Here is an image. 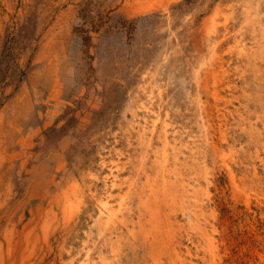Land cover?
<instances>
[{
  "label": "rangeland",
  "instance_id": "rangeland-1",
  "mask_svg": "<svg viewBox=\"0 0 264 264\" xmlns=\"http://www.w3.org/2000/svg\"><path fill=\"white\" fill-rule=\"evenodd\" d=\"M263 58L264 0H0V264H156L164 126L160 236L187 264L213 259L205 233L216 264H264Z\"/></svg>",
  "mask_w": 264,
  "mask_h": 264
},
{
  "label": "bare ground",
  "instance_id": "bare-ground-1",
  "mask_svg": "<svg viewBox=\"0 0 264 264\" xmlns=\"http://www.w3.org/2000/svg\"><path fill=\"white\" fill-rule=\"evenodd\" d=\"M246 8V7H245ZM215 17V16H214ZM215 22V21H214ZM216 23V22H215ZM207 25V24H206ZM212 26V25H211ZM214 27H215V25H214ZM209 28V27H208ZM213 28V27H212ZM207 31V30H206ZM212 33V32H211ZM209 34V33H208ZM209 35H211V34H209ZM208 40V39H207ZM213 40V39H212ZM239 41V40H238ZM209 43V42H208ZM211 43V42H210ZM212 44V43H211ZM218 44V43H217ZM209 45V44H208ZM215 46V45H214ZM217 46V45H216ZM237 46V45H236ZM235 46V47H236ZM210 48V47H209ZM233 49V48H232ZM240 50H241V47H240ZM249 50V49H248ZM211 51V50H210ZM214 51V50H213ZM237 51V50H236ZM245 51V50H244ZM232 52V51H231ZM241 52V51H240ZM214 53V52H213ZM247 55H249V54H247ZM252 55H255V54H252ZM199 56V55H198ZM211 56H213V55H211ZM210 58V57H209ZM222 58V57H221ZM261 58V56L259 57V59ZM215 59V58H214ZM264 59V58H263ZM263 59H262V61H263ZM207 60H208V58H207ZM223 60V59H222ZM206 61V60H205ZM211 61V60H210ZM214 61V60H213ZM217 61V60H216ZM215 62V61H214ZM213 62V63H214ZM218 62H220V60L218 61ZM252 63V62H251ZM222 64V63H221ZM222 68V67H221ZM256 68V67H255ZM257 69V68H256ZM255 69V70H256ZM215 70H216V68H215ZM237 70V69H236ZM260 70V69H259ZM203 72V71H202ZM205 72V71H204ZM208 72H210V71H208ZM225 72V71H224ZM260 71H258V73H259ZM257 73V74H258ZM205 75H206V73H204ZM199 75V74H198ZM218 76V75H217ZM202 78V77H201ZM209 78V77H208ZM207 78V79H208ZM197 79V78H196ZM206 79V80H207ZM215 79V78H214ZM218 79H219V77H218ZM217 79V80H218ZM196 81V80H195ZM203 81V80H202ZM213 81V80H212ZM212 81H210V83L212 82ZM223 82V81H222ZM195 83V82H194ZM215 83V82H214ZM214 83H212V84H214ZM154 84V83H153ZM209 84V83H208ZM159 85V84H158ZM197 85V84H196ZM203 85V84H202ZM217 85V84H216ZM210 86V85H209ZM188 87V86H187ZM214 87H218V86H214ZM225 87V86H224ZM157 88V87H156ZM163 88V87H162ZM207 88V87H206ZM205 89V88H204ZM208 89V88H207ZM203 90V89H202ZM155 91V90H154ZM209 91V90H208ZM196 92H197V90H196ZM200 92V91H199ZM203 92V91H202ZM156 93V92H155ZM204 93H205V91H204ZM207 93V92H206ZM209 93V92H208ZM217 93V92H216ZM261 93V92H260ZM158 94V93H157ZM212 94V93H211ZM248 94V93H247ZM198 95V94H197ZM217 95V94H216ZM190 96H191V94H190ZM189 96V97H190ZM206 96V95H205ZM211 96V95H210ZM152 97V96H151ZM194 97V96H193ZM199 97V96H198ZM214 97V96H213ZM150 98V97H149ZM148 98V99H149ZM167 98V97H166ZM196 98V97H195ZM212 98V97H211ZM224 98V97H223ZM215 99H217V98H215ZM150 100V99H149ZM193 100V99H192ZM191 100V101H192ZM196 100V99H195ZM227 100H229V99H227ZM233 100V99H232ZM200 101V100H199ZM207 101V100H206ZM218 101V100H217ZM194 102V101H193ZM198 102V101H197ZM221 102V101H220ZM196 103V102H195ZM228 103H229V101H228ZM148 104H149V102H148ZM201 104V103H200ZM195 105V104H194ZM196 106V105H195ZM198 106H200L199 104H198ZM202 107H203V105H202ZM205 107V106H204ZM208 107V106H207ZM150 108H152V107H150ZM213 108V107H212ZM217 108V107H216ZM221 108V107H220ZM197 109H198V107H197ZM222 109V108H221ZM161 110V109H160ZM199 110H201V109H199ZM218 110V109H217ZM224 110V109H223ZM228 110V109H227ZM152 111H154V110H152ZM205 111V110H204ZM221 111V110H220ZM229 111V110H228ZM167 112V111H166ZM153 113V112H152ZM198 113V112H197ZM229 113V112H228ZM219 114V113H218ZM222 114V113H221ZM203 115V114H202ZM210 115H212V114H210ZM212 116H214V115H212ZM224 116V115H223ZM227 116V115H226ZM239 116V115H238ZM203 117V116H202ZM210 117V116H209ZM208 117V118H209ZM169 118V117H168ZM243 118V117H242ZM154 119H156V118H154ZM164 119V118H163ZM160 120V119H159ZM202 120V119H201ZM211 120V119H210ZM142 121V120H141ZM156 121H158V120H156ZM156 121H155V123H156ZM144 122V121H143ZM149 122H150V120H149ZM216 122V121H215ZM161 123V122H160ZM147 124V123H146ZM217 124V123H216ZM220 124V123H219ZM150 125V124H149ZM167 125V124H166ZM205 125V124H204ZM215 125V124H214ZM162 126V125H161ZM161 126H159V127H161ZM203 126V125H202ZM206 126V125H205ZM212 126V125H211ZM226 126V125H225ZM149 127V126H148ZM140 128V127H139ZM145 128V127H144ZM143 128V129H144ZM164 128V130H162L163 132H164V135H165V139L163 140L164 141V143H163V147L161 148V150L159 151V152H157V154H159V159H158V161H157V165L158 166H160V170H161V167H162V172H163V174H162V184H161V186H160V183H159V181H158V177L159 176H157V179H152V177L151 176H153V175H148V176H150L151 177V179L148 177V179H144V180H147L145 183H144V187H143V189H145L146 188V191L148 192L149 191V193H151V195H152V193H153V197L151 198H149L148 200H146L145 202H143V201H141L140 200V202H143V206H144V208H146V209H148V211H149V213H150V216H149V223L152 225V228H154L155 229V231L156 232H159L160 233V235H161V232L163 231V229H162V222H163V218L161 217V215L162 216H164L165 218H166V220H167V222H170L169 220H170V216H169V213H165V210H166V208H167V205L164 203V205H163V201L165 202V198H167L168 196H169V192L171 191V188H173V186L174 187H176V185H174V182H172V181H170V179H169V175H170V173H172L173 172V174L174 173H176V172H174V170L173 169H171L170 168V166H169V163H170V159H171V152H170V148L168 149V146H169V140H168V137L169 136H167L168 135V133H167V126H164L163 127ZM170 128V127H169ZM214 128V127H213ZM217 128V127H216ZM222 128V127H221ZM141 129V128H140ZM140 129H138V130H140ZM210 129V128H209ZM225 129V128H224ZM171 130V129H170ZM206 130V129H205ZM214 131V130H213ZM160 132V131H159ZM158 132V133H159ZM149 133V132H148ZM156 133V132H155ZM166 133H167V135H166ZM205 133H206V131H205ZM162 134V133H161ZM175 134V133H174ZM207 134H208V132H207ZM251 134V133H250ZM139 135V134H138ZM147 135V134H146ZM204 135V134H203ZM213 135V134H212ZM157 136V135H156ZM173 136V135H172ZM218 136H219V134H218ZM142 142H143V139H144V136L142 135ZM158 137V136H157ZM160 137V136H159ZM179 137V136H178ZM225 137H226V135H225ZM146 138H149V137H146ZM145 138V139H146ZM203 138V137H202ZM206 138V136L203 138V139H205ZM213 138H214V136H213ZM199 139H201V138H199ZM215 139V138H214ZM219 139V138H218ZM140 140V139H139ZM147 140V139H146ZM196 140V139H195ZM193 142H194V140H192ZM219 141V140H218ZM141 142V143H142ZM160 143H161V140H160ZM178 143V142H177ZM212 143V142H211ZM218 143V142H217ZM223 143V142H222ZM144 144H145V142H144ZM181 144H183V143H181ZM197 144V143H196ZM206 144V143H205ZM208 144H210V143H208ZM221 145V144H220ZM149 146V145H148ZM171 146V145H170ZM179 146V145H178ZM210 146V145H209ZM147 147V146H146ZM150 147H152L151 145H150ZM155 147V146H154ZM159 147V146H158ZM174 147V146H173ZM173 147H171V148H173ZM183 147V146H182ZM141 148H143L142 146H141ZM160 148V147H159ZM214 148V147H213ZM144 149V148H143ZM147 149V148H146ZM181 149V148H180ZM216 149V148H215ZM225 149V148H224ZM148 150V149H147ZM146 150V151H147ZM183 150V149H182ZM202 150H205V149H202ZM201 150V151H202ZM221 150V149H220ZM141 151H142V149H141ZM153 151H155L154 149H153ZM208 151V150H207ZM142 152H145V151H142ZM150 152H151V148H150ZM149 152V153H150ZM196 152V151H195ZM198 152H200V151H198ZM206 152V151H205ZM211 152V151H210ZM214 152H216V151H214ZM214 152H212V154L214 153ZM179 153V152H178ZM209 153V152H208ZM228 154H229V152H227ZM139 154V153H138ZM141 154V153H140ZM144 154L145 153H143L142 155L144 156ZM151 154V153H150ZM182 154V153H181ZM148 155V154H147ZM154 155V154H153ZM178 155V154H177ZM203 155H205V154H203ZM224 155V154H223ZM232 155V154H231ZM136 156H138V155H136ZM140 156V155H139ZM173 156V155H172ZM198 156H200L201 157V155H198ZM158 157V156H157ZM183 157V156H182ZM213 157V156H212ZM224 157V156H223ZM229 157V156H228ZM147 158V157H146ZM155 158V157H154ZM174 158V157H173ZM178 158V157H177ZM145 159V158H144ZM149 159V158H148ZM151 159H153V158H151ZM151 159L149 160V161H151ZM175 159V158H174ZM229 159V158H228ZM203 160V159H202ZM218 160V159H217ZM128 161V160H127ZM179 161V160H178ZM182 161V160H181ZM204 161V160H203ZM202 161V162H203ZM213 161H214V159H213ZM148 162V161H147ZM174 163V162H173ZM219 163V162H218ZM115 164V163H114ZM175 164V163H174ZM224 164H225V162H224ZM137 165V164H136ZM153 165V164H152ZM173 165V164H172ZM203 165V164H202ZM215 165V164H214ZM216 165H217V163H216ZM227 165V164H226ZM174 166V165H173ZM197 166V165H196ZM206 166V165H205ZM244 166V165H243ZM117 167V166H116ZM116 167H114V169L116 168ZM147 167H148V165H147ZM153 167V166H152ZM151 167V168H152ZM183 167V166H182ZM226 167V166H225ZM132 168V167H131ZM184 168V167H183ZM195 168V167H194ZM206 169H208V167H206ZM210 169V168H209ZM213 169V168H212ZM159 170V171H160ZM205 170V169H204ZM211 170V169H210ZM227 170V169H226ZM134 171V170H133ZM192 171H194V170H192ZM138 172V171H137ZM140 172V171H139ZM138 172V173H139ZM183 172V171H182ZM197 172V171H196ZM195 172V173H196ZM201 172V171H200ZM205 172H207V171H205ZM215 172V171H214ZM231 172V171H230ZM135 173V172H134ZM213 173V172H212ZM140 174V173H139ZM148 174V173H147ZM153 174H155V172H153ZM160 174H161V172H160ZM177 174V173H176ZM184 174V173H183ZM198 174V173H197ZM115 175V174H114ZM185 175V174H184ZM206 175V174H205ZM211 175V174H210ZM209 175V176H210ZM232 175V174H231ZM230 175V176H231ZM134 176V175H133ZM138 176V175H137ZM107 177H108V175H107ZM146 177H147V175H146ZM145 177V178H146ZM195 177V176H194ZM194 177H192V178H194ZM197 177V176H196ZM208 177V176H207ZM206 177V178H207ZM211 177H213V176H211ZM134 178V177H133ZM136 178V177H135ZM140 178V177H139ZM180 178V177H179ZM183 178V177H182ZM115 179H116V176H115ZM115 179H114V181H115ZM201 179H203V178H201ZM212 179V178H211ZM106 180V179H105ZM134 180V179H133ZM143 180V181H144ZM187 180V179H186ZM233 179H231V181H232ZM237 180V179H236ZM140 183L142 182V181H139ZM188 182V181H187ZM194 183V182H193ZM208 183V182H207ZM234 183V182H233ZM110 184V183H109ZM112 184V183H111ZM181 185V184H180ZM113 187H116V186H118V184H115V182L113 183V185H112ZM184 186H185V184L183 185V195L181 194V196H182V198H184V199H182L181 200V205H180V208H181V210L183 211V212H185V206H184V203L186 202V200H187V198H190L191 196L189 195V193H188V191L187 190H185V188H184ZM119 187H120V185H119ZM131 187H133V186H131ZM204 187V186H203ZM181 188V187H180ZM191 188V187H190ZM236 189H237V187H235ZM234 188V189H235ZM141 189V188H140ZM196 189V188H195ZM199 189V188H198ZM210 188H208V190H209ZM242 189V188H241ZM158 191V192H157ZM202 191V190H201ZM138 192H140V191H138ZM197 192H198V190H197ZM235 192H237V190L235 191ZM108 193V192H107ZM238 193V192H237ZM145 194V193H144ZM191 194V193H190ZM108 197L106 198V200H101V204H100V206H99V214H100V219L102 218L103 219V217L105 218V221H103V225H109L110 224V222H112L113 221V218H114V216L117 214V212L115 213L113 210H112V204H110V198H111V192H109L108 194ZM109 196H110V198H109ZM117 196V195H116ZM148 196V195H147ZM198 196H199V194H198ZM123 197V196H122ZM161 197H162V199H161ZM174 197H175V195H174ZM211 197V196H210ZM135 198V197H134ZM141 198V197H140ZM145 198V197H144ZM204 198V197H203ZM121 199V198H120ZM173 199H175V198H173ZM199 199V198H198ZM209 200V199H208ZM121 201H122V199H121ZM170 202H171V200H169ZM198 201V200H197ZM200 201V200H199ZM169 202V203H170ZM189 202V201H188ZM116 203H117V201H116ZM168 203V204H169ZM204 203V202H203ZM138 204L140 205V203H139V201H138ZM195 204V203H194ZM198 204H200V202H198ZM132 205V204H131ZM137 205V204H136ZM193 205V204H192ZM203 205V204H202ZM170 207V206H169ZM133 208V207H132ZM131 208V209H132ZM134 208H136V206L134 207ZM172 208H174V207H172ZM128 209V208H127ZM175 209V208H174ZM118 210V209H117ZM120 210V209H119ZM129 210L130 209H128V211L127 212H129ZM132 210H134V209H132ZM138 210V209H137ZM176 210V209H175ZM132 212V211H131ZM136 212V211H135ZM169 212V211H168ZM200 212V211H199ZM142 213V212H141ZM212 213V212H211ZM68 215H70L71 214V206L70 205H68V213H67ZM125 214H127V213H125ZM129 214V213H128ZM170 214H171V212H170ZM121 215V214H120ZM124 215V214H123ZM145 215H147V214H145ZM209 215V214H208ZM212 215V214H211ZM125 216V215H124ZM119 217V216H118ZM126 217V216H125ZM121 218V217H120ZM173 218V217H172ZM213 218V217H212ZM124 219V218H123ZM126 219V218H125ZM136 219V218H135ZM145 219V218H144ZM144 219H143V221H144ZM191 219V221H192V223H194V224H197L196 222H194V219H192V218H190ZM139 220V219H138ZM132 221V220H131ZM137 221V220H136ZM135 221V222H136ZM140 221V220H139ZM124 222V221H123ZM133 222V221H132ZM205 222V221H204ZM140 223V222H139ZM139 223H138V225H139ZM206 223V222H205ZM135 224V223H134ZM141 224V223H140ZM199 224V223H198ZM125 225V224H124ZM123 225V226H124ZM136 226V225H135ZM144 226V225H143ZM169 226V225H168ZM201 226V225H200ZM130 228V227H129ZM171 228V227H170ZM120 230V229H119ZM138 230H141V229H138ZM125 231V230H124ZM110 232V231H109ZM115 232V231H114ZM127 232V231H126ZM129 232H130V230H129ZM190 232V231H189ZM196 232V231H195ZM138 233V232H137ZM150 233V232H149ZM149 233H148V230L147 229H145V230H143L142 231V235H143V243L144 244H148V248H149V252L151 253L150 254V256L153 258V260L155 261L154 263H156V264H166V262H167V264H187V260H186V258H183L182 256H181V254L183 255V253H180V252H178V248H177V246H179V245H176V243H175V241H176V234L174 235L173 234V236H171V237H169V239L168 240H166V239H164L163 238V236H160V235H158L159 237H156L155 236V234L153 235V240L152 241H149L148 240V235H149ZM158 234V233H157ZM135 235V234H134ZM205 235H206V237H207V242H208V254H210V255H212V257H213V259L212 260H210V258H209V260L210 261H208V260H206L205 258V262H206V264H216V253H215V251H216V245H215V240H214V238H212V237H210V235H208V233H205ZM133 236V235H132ZM170 236V235H169ZM166 238V237H165ZM132 239H133V237H132ZM124 240V239H123ZM127 240V239H126ZM136 241V240H135ZM141 241V240H140ZM190 241V240H189ZM117 242V241H116ZM138 242H139V240H138ZM149 242H151V243H149ZM185 242V241H184ZM188 243V242H187ZM195 243V242H194ZM118 244V243H117ZM178 244H179V242H178ZM119 245V244H118ZM137 245V244H136ZM192 245V244H191ZM142 246H144V245H142ZM136 247V246H135ZM117 248H118V246H117ZM143 248V247H142ZM144 248H145V246H144ZM135 250H136V248H134ZM141 249V248H140ZM134 250V251H135ZM141 251V250H140ZM148 251V250H147ZM138 252V251H137ZM164 252H166V254H165V261H163V257H159L162 253H164ZM184 252V251H183ZM199 253H200V251H199ZM90 254V253H89ZM191 254V253H190ZM140 256H142V255H140ZM186 256V255H185ZM202 256V255H201ZM120 257V256H119ZM143 257V256H142ZM190 257V256H189ZM204 257V256H203ZM105 258V257H104ZM145 258V257H144ZM192 258V257H191ZM195 258H196V256H195ZM103 259V258H102ZM112 259V258H111ZM141 260V259H140ZM189 260V259H188ZM90 261V260H89ZM151 261V260H150ZM96 262V261H95ZM143 262V261H142ZM147 262V261H146ZM203 262V261H202ZM202 262H201V264H202ZM88 263V262H87ZM148 263V262H147ZM151 263V262H150ZM189 263V262H188ZM91 264V263H90ZM104 264H105V262H104Z\"/></svg>",
  "mask_w": 264,
  "mask_h": 264
}]
</instances>
